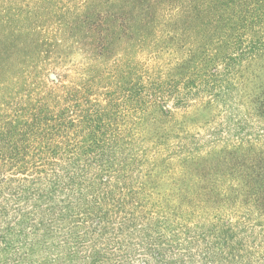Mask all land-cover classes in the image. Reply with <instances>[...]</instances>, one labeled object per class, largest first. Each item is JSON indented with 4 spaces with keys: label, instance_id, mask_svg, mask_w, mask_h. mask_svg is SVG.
Listing matches in <instances>:
<instances>
[{
    "label": "trees",
    "instance_id": "16d2710c",
    "mask_svg": "<svg viewBox=\"0 0 264 264\" xmlns=\"http://www.w3.org/2000/svg\"><path fill=\"white\" fill-rule=\"evenodd\" d=\"M146 15L118 53L0 16V264H264V0Z\"/></svg>",
    "mask_w": 264,
    "mask_h": 264
},
{
    "label": "rangeland",
    "instance_id": "374dc122",
    "mask_svg": "<svg viewBox=\"0 0 264 264\" xmlns=\"http://www.w3.org/2000/svg\"><path fill=\"white\" fill-rule=\"evenodd\" d=\"M126 0H0V16L3 28L9 31H24L35 33L36 38H58L61 34H73L75 39L79 35L90 31L94 33H111L114 42L110 46L111 53L123 52L127 48L126 37L132 29L139 28L141 23L134 20L135 15L146 19L150 7L156 6L159 0H129L131 5L125 4ZM122 2V4H121ZM148 6V8H147ZM142 21V23H143ZM123 34V35H120ZM121 36V37H120ZM90 40L86 37L84 42ZM48 43V42H47ZM45 49H52V44H45ZM78 48L77 46H75ZM79 50V48H78ZM110 53V55H111ZM75 54V53H74ZM72 55L74 60H79L80 55ZM51 75L55 74L50 73ZM231 126V125H226ZM264 129V125H254ZM239 137L254 131L253 125H238ZM264 134V132H263ZM259 135H252L251 139ZM246 138V137H245ZM260 165V164H259ZM264 165H260V168Z\"/></svg>",
    "mask_w": 264,
    "mask_h": 264
},
{
    "label": "water",
    "instance_id": "95a60500",
    "mask_svg": "<svg viewBox=\"0 0 264 264\" xmlns=\"http://www.w3.org/2000/svg\"><path fill=\"white\" fill-rule=\"evenodd\" d=\"M51 78H52V79H54V76H53V75H51Z\"/></svg>",
    "mask_w": 264,
    "mask_h": 264
}]
</instances>
